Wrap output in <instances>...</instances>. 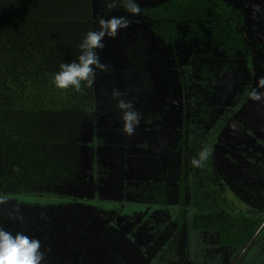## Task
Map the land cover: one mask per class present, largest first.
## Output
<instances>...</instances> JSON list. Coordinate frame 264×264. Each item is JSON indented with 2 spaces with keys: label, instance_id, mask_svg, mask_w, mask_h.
<instances>
[{
  "label": "trees",
  "instance_id": "16d2710c",
  "mask_svg": "<svg viewBox=\"0 0 264 264\" xmlns=\"http://www.w3.org/2000/svg\"><path fill=\"white\" fill-rule=\"evenodd\" d=\"M248 1L137 0L142 12L132 15L122 3L109 8L112 0H0V195H7L10 201H14L12 197L22 195L42 196L38 199L40 205L31 206V209L40 207L39 210L45 213L69 215V218L77 213L95 215V222H90L94 237L101 233L103 225L106 229L119 226L112 228L118 233L124 230L114 218L103 217L80 203L73 204L79 199L72 196L73 189L83 183L86 191L97 184L94 160L90 154L84 156L82 153V135L89 118L99 114L107 121V127H100L101 134L105 135L106 130L112 128L111 148L117 153L121 148L126 150L131 143L138 144L141 137L137 138V132L132 136L124 133L117 100L111 96L114 83L104 87L103 104L98 103L99 107H96V80L93 87H85L81 93L72 87L57 88L53 78L60 71L62 62L70 63L80 55L81 42L95 28V11L98 18L126 16L129 21L144 23L149 31L137 27L114 38L122 61L130 70L127 83L118 89L125 93L124 98L134 104L143 119L145 114L153 115L160 107L152 101L155 81L149 68L157 39V49H163V58L172 62L173 69L169 71L181 79V89L171 94L176 104L171 114L163 115L162 109L159 115L157 113V144L168 148L171 162L174 160L178 165H170L169 160L162 170L157 167L154 180L145 179L130 185L126 195L115 201L106 197L104 202L99 201L94 193L93 198L84 195L81 199L85 203L117 206L124 202L122 213H133L135 220L141 219L132 232L146 222L147 228L141 237L147 244L150 240V246H158L157 227H162L159 222L172 214L174 220L171 222L175 225L177 221L178 231L191 213L193 228L214 232L219 245L243 250L264 225V215H249L239 210L224 189L211 181L213 154L203 167L192 166V158L205 146L211 147V139L221 120L215 118V123L210 120L215 108L208 103L197 107L198 101L184 100L191 81L183 84V77L190 75L197 83H207L209 77L214 80L217 74L223 76L228 70L252 65L256 48L250 46L251 38L247 40L244 31L249 17ZM186 46H191L193 51L184 53ZM199 50H204L205 54L209 52L213 57L217 54L223 68L218 71L203 64ZM182 57H191L192 70L184 71L186 65L181 63ZM243 59L247 64L240 61ZM196 82L197 95L200 87ZM205 91L211 92L212 87L206 85ZM189 105L196 107L193 113ZM141 124L142 119L139 127ZM85 142L88 149L92 147L90 141ZM154 162L153 166H157L156 160ZM190 165L194 168L193 173ZM172 168L178 182L176 201L168 198ZM189 187L190 205L187 203ZM57 195L60 197L56 200ZM128 230L124 232L131 234ZM41 232L44 234V229ZM163 242L168 244L169 238ZM58 244L54 243L56 248ZM72 248L70 241L68 249ZM46 257L47 264H65L67 260L63 262L51 254Z\"/></svg>",
  "mask_w": 264,
  "mask_h": 264
},
{
  "label": "rangeland",
  "instance_id": "374dc122",
  "mask_svg": "<svg viewBox=\"0 0 264 264\" xmlns=\"http://www.w3.org/2000/svg\"><path fill=\"white\" fill-rule=\"evenodd\" d=\"M248 5L249 17L246 19L244 31L247 40L251 38L253 42L249 39L250 46L256 48V53L252 56L254 57L252 65L228 70L223 76L217 74L214 80H210L212 78L209 77L207 83H197L194 77L185 75L183 84L191 81L190 87L184 94L185 101H198L197 107H200L201 103H208L215 108L212 110L210 120L214 123L215 118H218V121L221 120L210 142L213 149L211 181L224 189L239 210L249 215L256 213L260 216L264 215V103L251 101L246 92L252 88L264 92V89L258 88V81L264 78V0H256V2L249 0ZM95 12L94 30L99 27L98 14ZM137 27L149 31L144 23L130 21V27L119 33L125 34ZM104 43V49L98 51L101 61L108 64L110 70L107 73L99 70L97 72L96 107L103 104L101 93L104 87L112 83H114L112 89L121 87L125 82L127 83L130 73L115 46L114 38H105ZM157 47H159V42L156 39L149 68L151 77L155 81L152 101L160 107L153 112V115L143 116V124L136 131L137 138L141 137L139 143H131L127 146V151L121 148V153L118 150V154L111 148V141L114 140L112 128H108L105 135L101 134L100 127L102 125L107 127V121H104L99 114H96L93 119L89 118L82 135L81 148L84 156L88 153L94 160L97 184L95 188L85 191L82 183L72 190L75 191L72 196L79 198L76 199L78 202L73 204L80 203L103 217L114 218L116 222L124 226L122 227L124 230L129 229L131 234L125 233L124 230L121 233L112 230L119 226L113 225L106 229L107 226L103 225L101 233L94 237V227H90V222H95V215L82 216L77 213L69 218V215L66 217L49 211L45 213L39 210L40 207L31 209V206L40 205L41 202L38 199L42 196L35 194L12 197L14 201L2 206L0 226L13 234L20 231L30 237L38 238L42 242L43 249L50 248L46 256L51 254L53 257H59L63 262L67 259L65 264H264V225L242 250L241 247L219 245L214 232L210 230L193 228L191 213L187 215L186 221L177 231V221L175 220V225L171 222V214L164 221L159 222L162 227H157L158 246L155 247L150 246V240L147 244L141 237L143 230L147 228L146 222L138 226L140 229L131 231L141 219L135 220L136 215L133 213H122L124 202L117 206L89 201L85 203L81 199L84 195L93 198V193L97 194L96 197L102 202L105 197L111 198L112 201L119 197L122 198L126 195V191H129L130 185H135L145 179L154 180L157 177V167H161L162 170L170 160L168 148L157 144V113L159 115L162 109L163 115L171 114L173 106L176 105L175 101H172L174 98L171 94L181 89V79L175 77V72L169 71L173 69L172 62L169 58H163L164 50L157 49ZM185 50L184 53L190 52L191 46H186ZM197 52L202 55L203 64L218 71L223 68V62L217 59L219 57L217 54L213 57L207 51L205 54L204 50ZM189 58L191 57L181 58V63L186 65L184 71L192 70V61ZM240 61L247 64V60ZM194 82L200 87L197 95V86ZM206 85L212 87V93L205 91ZM190 108L193 113L196 107L190 106ZM147 118L152 120L146 121ZM207 125H209L208 122ZM92 132H94V138ZM85 141H90L92 147L89 146L91 148L88 149ZM116 155L118 157L115 159ZM188 157L191 158V156ZM154 160L157 166H153ZM174 162L176 161L171 162L170 160L169 164L178 165V162ZM193 169L190 165L191 173ZM172 171V178L167 187L168 198L176 201L178 182L176 172L174 169ZM27 197L30 199H26ZM57 197L59 199L60 196L57 195L54 198ZM16 203L21 205L22 214L25 217L22 223L9 219L7 215V210ZM187 203L189 205L192 203L190 187L187 191ZM42 229H44V234L41 232ZM48 232H50L49 237H47ZM167 238H169V243L165 244L163 240ZM70 241L73 242V248L69 250ZM161 241L162 243L159 244ZM48 243H50L49 246ZM54 243L64 246L59 247L58 244L56 248ZM47 261L46 257L44 264H47Z\"/></svg>",
  "mask_w": 264,
  "mask_h": 264
},
{
  "label": "clouds",
  "instance_id": "9594fccd",
  "mask_svg": "<svg viewBox=\"0 0 264 264\" xmlns=\"http://www.w3.org/2000/svg\"><path fill=\"white\" fill-rule=\"evenodd\" d=\"M117 3H122L124 9L132 15H140L142 9L137 0H112L109 8H114ZM98 29L90 30L80 44V55L70 63L62 62L60 71L54 75L53 83L59 89L74 88L76 92H83L84 88H91L96 80L98 70L107 73L109 65L101 61L98 50L105 47V38H116L119 32L130 27V21L126 16H112L111 18H98ZM258 88L264 89V78L258 81ZM251 101L264 103V92L252 88L246 92ZM113 99L117 100L116 107L121 112L123 131L128 136L135 134L140 125L142 114L135 109L130 100L124 98L125 93L118 88L111 92ZM234 127V126H233ZM213 149L205 146L191 160L193 167H203L212 155ZM10 203L7 195H0V214L3 207ZM8 218L13 221L23 222L21 205L16 203L7 210ZM42 242L38 238L30 237L24 232L15 234L0 226V264H44L46 254L50 249H43Z\"/></svg>",
  "mask_w": 264,
  "mask_h": 264
}]
</instances>
